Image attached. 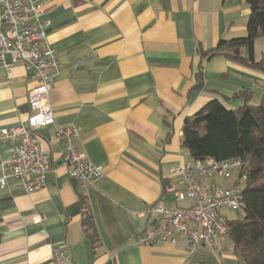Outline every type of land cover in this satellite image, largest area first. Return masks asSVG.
Returning <instances> with one entry per match:
<instances>
[{"label":"crops","instance_id":"crops-1","mask_svg":"<svg viewBox=\"0 0 264 264\" xmlns=\"http://www.w3.org/2000/svg\"><path fill=\"white\" fill-rule=\"evenodd\" d=\"M48 23L46 41L59 65L52 71L54 126L37 135L50 155L44 190L23 194L16 181L0 192V264H52L60 247L69 264H182L185 240L140 246L136 237L155 224V204L188 207L173 170L191 162L182 128L207 102L244 106L233 95L264 96V70L199 51L221 39L246 35L249 7L242 0H39ZM264 40L254 44V60ZM10 62V58L7 57ZM201 70L200 81L198 72ZM36 85L21 63L0 67V130L28 117ZM73 127V145L103 168L86 189L69 176L55 128ZM14 145L0 141V164ZM226 188L230 182L215 180ZM91 212L96 241L83 232L80 195ZM190 264H238L229 248L213 254L200 246Z\"/></svg>","mask_w":264,"mask_h":264},{"label":"built area","instance_id":"built-area-1","mask_svg":"<svg viewBox=\"0 0 264 264\" xmlns=\"http://www.w3.org/2000/svg\"><path fill=\"white\" fill-rule=\"evenodd\" d=\"M47 26L39 0H0V67L9 70L13 64L21 63L36 82L28 94L26 120L16 128L0 130V141L14 145L12 160L0 164V192L8 189V179L15 180L23 194L44 190L51 171L50 155L37 135L39 129L54 126L50 92L52 71L59 62L46 41ZM77 133L73 127L55 128V138L64 147L62 161L69 176L84 190L102 177L103 168L87 162L77 151L73 145ZM173 173L182 188L175 192V199H188L191 205L155 204V224L149 232L138 235L136 243L148 247L162 242L177 245L182 237L185 240L182 264H190L200 246L213 254L225 251L229 232L222 210L242 211L239 184L244 179L243 164L238 160L191 161L176 167ZM215 180L230 185L223 188ZM51 262L69 264L64 251L57 246L51 249Z\"/></svg>","mask_w":264,"mask_h":264},{"label":"trees","instance_id":"trees-1","mask_svg":"<svg viewBox=\"0 0 264 264\" xmlns=\"http://www.w3.org/2000/svg\"><path fill=\"white\" fill-rule=\"evenodd\" d=\"M249 7L246 35L230 40L221 39L217 46L199 51L201 58L216 56L239 65L264 70V53L254 60V44L264 40V0H242ZM201 70L198 72L200 81ZM242 99L238 109L226 107L220 100L207 102L193 116L184 121L182 145L191 161L238 160L243 164L244 179L240 182L242 218L227 219L229 240L226 247L238 264H264V96L256 106L250 105L251 91L235 93ZM83 232L96 241L91 212L85 195H80Z\"/></svg>","mask_w":264,"mask_h":264},{"label":"rangeland","instance_id":"rangeland-1","mask_svg":"<svg viewBox=\"0 0 264 264\" xmlns=\"http://www.w3.org/2000/svg\"><path fill=\"white\" fill-rule=\"evenodd\" d=\"M222 214L229 219V220H235V219H241L242 218V213L241 212H232L229 210H222Z\"/></svg>","mask_w":264,"mask_h":264}]
</instances>
